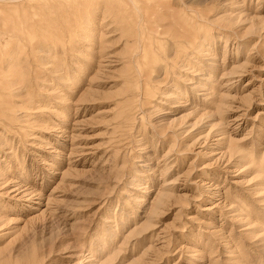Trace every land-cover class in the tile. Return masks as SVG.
Returning <instances> with one entry per match:
<instances>
[{"label": "rangeland", "instance_id": "1", "mask_svg": "<svg viewBox=\"0 0 264 264\" xmlns=\"http://www.w3.org/2000/svg\"><path fill=\"white\" fill-rule=\"evenodd\" d=\"M0 264H264V0H0Z\"/></svg>", "mask_w": 264, "mask_h": 264}]
</instances>
